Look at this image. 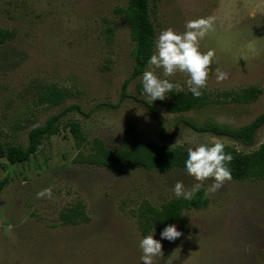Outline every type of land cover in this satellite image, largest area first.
<instances>
[{
	"label": "rangeland",
	"instance_id": "374dc122",
	"mask_svg": "<svg viewBox=\"0 0 264 264\" xmlns=\"http://www.w3.org/2000/svg\"><path fill=\"white\" fill-rule=\"evenodd\" d=\"M128 0H0V128L6 141L27 145L28 133L53 114L65 111L60 132L44 139L22 163L0 159V264H140L138 240L144 235L140 209L160 206L175 196L179 181L197 183L183 168L162 172L131 167L118 173L80 161L98 138L112 149L122 146L129 123L145 139L169 146L220 141L241 152L264 142V125L252 144L186 121L208 120L228 126L246 124L264 113V0H152L157 36L171 26L183 31L189 19L214 17L200 50H213L215 63L206 82L212 98L247 86L262 89L249 103L213 101L203 108L169 112L158 99L142 95L141 76L130 79L134 41L117 9ZM3 30L11 32L4 36ZM155 51V49H154ZM228 73L217 81L214 69ZM160 75L161 70L157 69ZM126 95H122L123 84ZM183 90L186 74L167 77ZM67 89L60 104L41 100L48 85ZM173 90H176L175 88ZM163 101L170 98V92ZM150 103L155 114L143 102ZM78 108L69 110V106ZM80 124L78 143L68 122ZM211 178L201 182L207 188ZM51 187V198L36 192ZM205 208L187 209L174 226L182 235L161 240L156 264H264V178L226 180L208 193ZM80 209L83 219L66 223L61 214ZM155 230V229H154ZM149 231L148 235L151 234ZM160 231H154L159 238ZM143 264V262H141Z\"/></svg>",
	"mask_w": 264,
	"mask_h": 264
},
{
	"label": "trees",
	"instance_id": "16d2710c",
	"mask_svg": "<svg viewBox=\"0 0 264 264\" xmlns=\"http://www.w3.org/2000/svg\"><path fill=\"white\" fill-rule=\"evenodd\" d=\"M130 28V35L134 41L132 55L134 58V67L130 79L141 76V73L147 67L148 57L154 52L155 40L157 37L155 23L152 17V0H128L126 6L117 9ZM4 36H11V32L3 30ZM129 79L123 84L122 95L125 96L126 86ZM262 89L258 86H247L239 90H225L219 93L224 98H212V93L207 89L201 90L199 98H193L188 91L173 90L170 92V98L166 101L159 100V103L169 112L181 113L194 109L203 108L213 101H231L237 103H249L259 97ZM70 92L57 85H48L41 95V100L53 105L60 104L69 96ZM145 102L155 114L160 130L162 124L155 112L153 106ZM69 110L78 108L73 104L68 107ZM65 113L62 111L53 114L40 125L34 126L28 133V143H14L4 140L3 131L0 128V159L6 158L11 163H22L28 161L32 155L36 154L41 148L44 139L59 134V120ZM193 129L200 132H212L217 135H224L233 139L242 141L246 144H252L257 130L264 125V113L259 114L250 122L240 126H228L208 120L203 124H195L186 121ZM74 139L78 142H84L81 126L76 121L67 123ZM122 146L118 149L107 147L101 139H94L88 153L80 154V161L107 167L115 173L131 167H142L147 170L157 169L167 172L173 169L183 168L185 159V147L183 145L169 146L159 144L152 139L142 137L137 127L129 123L123 131ZM225 152L231 153L232 160L228 167L231 170V178L236 180L262 179L264 178V142L259 147L250 152H241L232 147L225 146ZM6 182L0 181V188ZM209 195L206 189L201 187L195 193L191 200L177 199L176 197L163 202L160 206H153L146 203L139 212V223L143 235H148L153 228L161 231L166 225H175L184 218V212L187 209L205 208L209 204ZM61 219L66 223H77L83 219L80 209H72L61 214Z\"/></svg>",
	"mask_w": 264,
	"mask_h": 264
},
{
	"label": "clouds",
	"instance_id": "9594fccd",
	"mask_svg": "<svg viewBox=\"0 0 264 264\" xmlns=\"http://www.w3.org/2000/svg\"><path fill=\"white\" fill-rule=\"evenodd\" d=\"M214 17H197L189 19L184 24L183 31H178L171 26L162 29L155 40V51L148 57L147 67L141 73L142 95L151 102L164 100L166 94L183 89L167 77L176 72L187 76L185 85L193 98H199L201 90L206 87L209 76V67L215 63L213 50H200L199 42L213 28ZM157 69L161 70L160 75ZM216 80L228 78V73L220 68L214 69ZM185 159L183 170L192 176L197 183L186 189L179 181L172 186L173 195L184 200H191L201 188V182L208 178L212 182L206 188L207 193H214L222 187L226 180L231 179V170L228 167L232 160L231 153L225 152V144L220 141L208 143L185 144ZM36 197L51 198L52 189L46 187L36 192ZM154 228L151 234L144 235L138 240L140 250V264H156L158 258L163 257L161 240L172 242L182 235L174 225H166L159 233V238H154ZM165 264H173L172 258Z\"/></svg>",
	"mask_w": 264,
	"mask_h": 264
}]
</instances>
